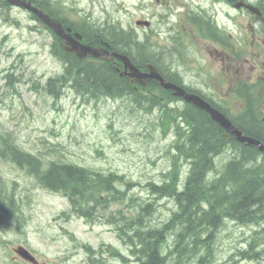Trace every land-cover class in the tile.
Segmentation results:
<instances>
[{"label": "rangeland", "instance_id": "rangeland-1", "mask_svg": "<svg viewBox=\"0 0 264 264\" xmlns=\"http://www.w3.org/2000/svg\"><path fill=\"white\" fill-rule=\"evenodd\" d=\"M63 3L89 14L93 20L102 21L106 17L120 20L124 27H133L140 34L144 28L135 26V19L153 15L158 32V15L163 12L154 0H63ZM9 16L23 23L28 17L16 8ZM3 19L0 12V126L13 131L26 150L61 154L65 161L124 174L140 183L132 192L146 197L142 184L148 179H160L167 167L164 148L168 141L151 131L152 116L138 112L125 98L86 101L70 92L57 101L48 98L40 86L58 68L49 53V33L29 32L24 24L18 27ZM150 37L156 40L155 46L160 50L157 35ZM159 58L160 65L173 59L165 52ZM8 73L13 74L10 80L6 77ZM0 178L18 182L17 193L23 200L24 211V219L18 225L9 224L4 218L0 221V264H22L19 259L12 260L13 247L18 244L28 246L45 264H91L87 252L80 246L84 243L93 248L111 244L128 252L105 218L93 215L98 220L89 222L74 215H62L69 208L64 197L47 191L2 157ZM122 204L110 202L101 210L103 217H117L116 209ZM172 207L173 204L165 209L159 206L157 218H166ZM239 241L238 228L233 236L221 232L214 249L210 248L214 260L217 263L228 260ZM103 260L104 264H138L132 258L122 263L108 254Z\"/></svg>", "mask_w": 264, "mask_h": 264}, {"label": "trees", "instance_id": "trees-1", "mask_svg": "<svg viewBox=\"0 0 264 264\" xmlns=\"http://www.w3.org/2000/svg\"><path fill=\"white\" fill-rule=\"evenodd\" d=\"M258 1L264 13V0ZM109 35L116 38V41H109L112 48H117L124 53L135 50L136 56L133 57L139 66L151 60L152 54L155 53L151 48H145L143 43L137 42L132 32L125 33V36L112 32ZM66 59L69 61V67L65 74L53 82L51 78L47 81L52 94L57 95L63 83L70 80L77 89L76 91L84 93L90 98L129 96L128 99L131 102L145 106L149 112L154 108H159L158 125L163 133L174 123L175 106L170 107L165 101L162 102L158 97L145 93L144 90H131L126 81L117 78L106 63L97 64L78 60L72 54H68ZM154 83L151 81L149 85ZM191 116L190 107H187L186 115L184 114L186 126L181 128L176 124V137L171 144L174 152L172 151L173 154L170 155V169L164 174L162 183L156 185L151 183L155 193L174 195L173 198L178 206L177 214L173 213L175 215L172 214L169 221L155 226L147 220L149 213L145 209V212L140 213L142 217L136 219V225L134 227L131 225L132 229L128 231L130 233L122 235L130 252L138 256L142 264H163L166 257H173V264H181L186 257L192 255L198 257L196 264H203L208 256L209 259H212V253L208 254L210 249L208 242L213 234L211 227L218 220H222L224 217L227 219L229 215L235 216L233 219L239 223L244 219L249 220L254 207L259 210V212H255L256 214L264 216V163L254 164L256 150L241 144L234 145L231 148L241 154L232 155L234 157L226 164L222 161L215 163L214 154H217L216 151L224 145V142L212 135L215 134L213 133L214 129L208 124L206 118L191 121ZM0 155L26 169L46 188L66 194L76 206H83L87 201V196L91 193H93V197L90 200L93 205L98 203L99 199L96 197V193L102 190L113 191L114 180L120 178L113 173L93 171L58 160L44 166L40 164L38 157L21 151L15 145L13 137L1 131ZM181 162L189 165L184 181H181V171H183ZM183 182V191H178L177 186ZM227 183L233 185L232 188L227 186ZM6 196L7 198L4 193H1L0 204L4 207L5 203H8L7 209L14 207L13 194L7 192ZM183 200L187 201L188 206L183 204ZM191 221L195 222L191 223ZM168 232L169 235L166 236ZM185 235H188V238ZM191 236L194 237L191 238ZM169 239H171L170 245L167 243ZM197 241L202 242L198 243L201 247ZM163 247L166 250L164 256H162ZM113 253L117 254L118 251Z\"/></svg>", "mask_w": 264, "mask_h": 264}, {"label": "bare ground", "instance_id": "bare-ground-1", "mask_svg": "<svg viewBox=\"0 0 264 264\" xmlns=\"http://www.w3.org/2000/svg\"><path fill=\"white\" fill-rule=\"evenodd\" d=\"M172 61H173V59H172V60H166V61L163 63V65H161V66L165 69V67H166L168 64H172ZM224 164H226V163H224ZM149 180H150V179H149ZM161 181H162V180H161ZM162 182H163V181H162ZM162 182H161V183H162ZM152 184H153V183H152ZM154 185H156V184H154ZM182 189H183V188H182ZM182 191H183V190H182ZM158 195H159V194H158ZM225 202H226V201H225ZM183 204L186 205V206H188L187 201H185V200H183ZM224 204H225V203H224ZM237 209H238V208H237ZM191 210H192V209H191ZM203 210H204V209H203ZM199 211H200V210H199ZM201 211H202V210H201ZM182 213H183V212H182ZM190 213H191V211H190ZM197 213H198V212H197ZM217 213H218V212H217ZM226 213H227V212H226ZM176 214H177V213H176ZM192 214L194 215V213H192ZM195 214H196V212H195ZM200 214H201V213H200ZM224 214H225V213H224ZM173 215H175V214H173ZM190 215H191V214H190ZM193 215H192V216H193ZM198 215H199V214H198ZM185 216L187 217V213L185 214ZM203 216H204V215H203ZM216 216H217V215H216ZM221 216H222V214H221ZM179 217H180V216H179ZM182 217H184V216H182ZM182 217H181V218H182ZM170 218H171V217H170ZM191 218H193V217H191ZM195 218H196V217H195ZM177 219L179 220V218H177ZM196 219H197V218H196ZM212 220H214V219H212ZM168 221H169V220H168ZM176 221H177V220H176ZM176 221H175V223H177ZM196 221H197V220H196ZM173 222H174V219H173ZM186 222H187V221H186ZM186 222H185V223H186ZM188 222H190V221H188ZM192 222H193V221H191V223H192ZM194 222H195V221H194ZM194 222H193V223H194ZM198 222H199V221H198ZM236 223H239V222L236 221ZM196 224H197V223H196ZM196 224H195V225H196ZM198 224H199V223H198ZM223 224H225V223L222 222V224L220 225V227L223 226ZM173 225H174V224H173ZM186 225H187V224H186ZM193 225H194V224H193ZM225 225H226V224H225ZM164 226H165V225H164ZM168 226H169V225H168ZM184 226H185V225H184ZM187 226H188V225H187ZM191 226H192V225H191ZM162 227H163V226H162ZM170 227H171V225H170ZM185 227H186V226H185ZM196 227H197V226H196ZM226 227H227V226H226ZM226 227H224V228H226ZM171 228H174V227H171ZM177 228H178V227H177ZM177 228H176V229H177ZM179 228H180V227H179ZM190 228H191V227H190ZM193 228H194V227H193ZM222 228H223V227H222ZM167 229H170V228H167ZM174 229H175V228H174ZM184 229H185V228H184ZM184 229H183V230H184ZM179 230H180V229H179ZM194 230H195V228H194ZM170 231H171V230H170ZM201 231H202V230H201ZM201 231H200V232H201ZM205 231H206V230H205ZM162 232H163V231H162ZM171 232H172V231H171ZM181 232H182V231H181ZM185 232H186V231H185ZM164 233H165V232H164ZM172 233H173V232H172ZM176 233H177V232H176ZM189 233H190V232H189ZM189 233H188V234H189ZM192 233H193V231H192ZM195 233H196V232H195ZM186 234H187V233H186ZM162 235H163V234H162ZM168 235H169V232L167 233L166 236H168ZM191 235H194V234H191ZM174 236H175V235H174ZM185 236H186V235H185ZM187 236H188V235H187ZM187 236H186V238H188ZM197 236H198V235H197ZM179 237H180V236H179ZM189 237H190V236H189ZM192 237H194V236H191V238H192ZM164 238H165V237H164ZM183 238H185V237H183ZM191 238H190V239H191ZM161 240H162V239H161ZM186 240H187V239H186ZM188 241H189V240H188ZM190 241H191V240H190ZM192 241H193V240H192ZM194 242H195V240H194ZM198 243L201 244L202 242L197 241V244H198ZM189 245H190V244H189ZM198 245H199V244H198ZM191 246H194V245H191ZM199 246H200V245H199ZM159 247H160V246H159ZM196 247H197V246H196ZM200 247H201V246H200ZM161 249H162V248H161ZM199 250H200V249H199Z\"/></svg>", "mask_w": 264, "mask_h": 264}, {"label": "water", "instance_id": "water-1", "mask_svg": "<svg viewBox=\"0 0 264 264\" xmlns=\"http://www.w3.org/2000/svg\"><path fill=\"white\" fill-rule=\"evenodd\" d=\"M148 76H150V77H156V78H159L157 75H156V73L155 72H153V71H151L149 74H147ZM160 82L161 83H163L162 82V80H160ZM166 86H168L167 84H165ZM181 93V91L180 90H176V94H180Z\"/></svg>", "mask_w": 264, "mask_h": 264}, {"label": "flooded vegetation", "instance_id": "flooded-vegetation-1", "mask_svg": "<svg viewBox=\"0 0 264 264\" xmlns=\"http://www.w3.org/2000/svg\"><path fill=\"white\" fill-rule=\"evenodd\" d=\"M171 65H172V64H168V65L165 67V69H168ZM258 67H260V69H261V67L264 68V63L262 62V63L258 64L257 68H258ZM254 129H256V128H254Z\"/></svg>", "mask_w": 264, "mask_h": 264}]
</instances>
